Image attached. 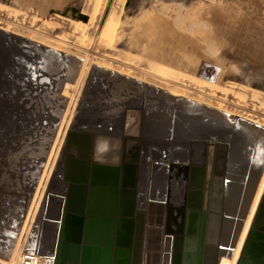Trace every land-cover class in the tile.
I'll return each instance as SVG.
<instances>
[{
  "label": "rangeland",
  "instance_id": "rangeland-1",
  "mask_svg": "<svg viewBox=\"0 0 264 264\" xmlns=\"http://www.w3.org/2000/svg\"><path fill=\"white\" fill-rule=\"evenodd\" d=\"M93 1L0 0V174L8 167L10 141L33 133L41 141L44 139L40 144L43 143L45 153V147L50 145L47 139L51 143L54 134L59 136L49 154L40 187L44 186L41 203L29 227L25 249L41 253L43 264L51 263L56 220L61 212L57 195L62 194V189L57 190L55 185L59 182L64 187L59 166L63 154L65 158L72 155L74 137L79 133L103 134L104 130L107 135L118 136L123 128L120 114L123 109L129 113L140 109L142 155L150 157L149 184L153 197L162 198L166 186L170 189V200L181 197V181L168 183L164 167L153 162H166L159 157L162 151L185 145L186 122L192 123L196 117L192 114L212 119L223 139L232 142L230 153L240 159L242 166L239 184L229 186L228 176L236 173L223 171V187L229 186L227 207L221 208L218 202L215 210L219 231L223 223L222 242L219 238L216 244L217 254L218 248L222 250L218 264H235L264 190L263 180L258 192L264 178V120L172 89L141 74L142 70L150 71L194 88L198 83L215 97L264 114V90L260 88L264 84V0H100L103 11L100 8L90 11ZM111 10L118 12L119 24L116 15L113 20L106 16L104 24H109L103 41L99 37L101 20ZM213 66L216 70L211 76ZM97 68L105 71L99 72ZM200 68L204 72L197 76ZM53 73L62 75L55 81L54 76H48ZM62 87L64 99L55 102L56 94H52L53 98L48 93L58 88L60 98ZM7 92L17 94L14 98ZM9 102L12 106H8ZM56 108L60 116L53 112ZM63 115L64 127L60 121ZM57 119L58 126L53 131ZM174 157L183 159L184 153L179 151ZM166 158L173 159L171 152ZM31 167L21 169L17 183L0 177V189L15 191H0L1 199H11L19 205L15 228L26 213L34 187L31 178L35 179L37 165ZM17 187L21 191H16ZM3 202L0 200V213L5 209ZM153 204L147 202L142 264H169L171 239L162 234L163 217L161 220L150 217ZM21 257L13 256L16 260Z\"/></svg>",
  "mask_w": 264,
  "mask_h": 264
},
{
  "label": "flooded vegetation",
  "instance_id": "flooded-vegetation-1",
  "mask_svg": "<svg viewBox=\"0 0 264 264\" xmlns=\"http://www.w3.org/2000/svg\"><path fill=\"white\" fill-rule=\"evenodd\" d=\"M120 114L123 128L118 136L105 135L102 138H87L88 147H85L86 139L80 137L81 140L78 139L76 143L77 150H74L73 147L70 159L72 161L73 176L76 180L74 183L76 185V201L81 200L82 189H84L82 201L85 203L88 197L91 204L97 205L99 214L95 216L100 219L109 218V213L107 214L106 210L110 209L111 206L114 207L113 217H122L121 210H126L129 204L133 207L134 217L136 211L143 206L146 219L147 202L150 201L154 203L150 217L156 220H161V216L163 217L162 234H170L165 233V229L171 231V233H176L182 227L180 219L181 217L184 218L185 215L186 223L190 220L195 221L194 225L197 233H200L201 223L204 220L203 231L205 234L208 216L211 214L216 215L215 208H217L220 193L219 181L224 178L223 171L230 170L236 173L234 176H228L231 178L229 186L239 184L238 174L242 166H239L240 159L235 158L230 153L232 142L223 139L221 130L212 119L199 117L196 113H194L196 115L192 114L193 117H196L194 122H186L185 145L183 147L174 146L171 147L172 150L167 148L162 151L159 157L166 162L161 163L160 160L153 162L160 165V167H164L168 183H180L181 181V186H179L181 197L177 201L170 200V189L169 186H166L163 197L156 198L152 196L154 194L149 184L150 157H143L142 155L143 126L141 127L139 149L137 153H134L132 143H128L127 133H131L134 129L136 114L126 112L124 109ZM186 116L189 117L190 114L186 113ZM109 137L119 138L120 140L118 156H112V151L108 150L111 143ZM105 140L108 142V152L105 151ZM100 147H103L105 153L103 156ZM179 151L184 153V157L175 160L176 157L174 156H177ZM168 152H171L173 159L166 158ZM64 160L65 156L63 154L59 166L61 177ZM170 162L177 163V166H169ZM84 168H86V171H84ZM63 186L62 194L66 188V182ZM229 186L224 187L222 205L225 210L227 207L226 191ZM157 193L158 191H156ZM62 194L57 195L61 201L63 199ZM83 216H85V210ZM165 237L171 239L172 236L170 234Z\"/></svg>",
  "mask_w": 264,
  "mask_h": 264
},
{
  "label": "water",
  "instance_id": "water-1",
  "mask_svg": "<svg viewBox=\"0 0 264 264\" xmlns=\"http://www.w3.org/2000/svg\"><path fill=\"white\" fill-rule=\"evenodd\" d=\"M58 56L61 57L59 53ZM63 57L69 58L67 55ZM211 69V76H213L216 68L213 66ZM96 70L99 72L105 71L101 68ZM71 80L72 77L69 78V81ZM260 88L264 90V84ZM134 113L136 114L135 126L131 133H127V139L128 143H132L134 153H137L140 144L143 112L140 109H134ZM86 135L88 138L91 137L89 134ZM104 136V134L98 133L93 137L102 138ZM109 139L111 143L108 150L112 151V156H118L119 138L109 137ZM85 143V147H88L87 140ZM100 150L103 156L105 154L103 147H100ZM169 166L176 167L177 163L170 162ZM84 171H86V168H84ZM61 178L66 182V188L61 201L54 254L50 264H142L144 207L139 208L134 217L133 207L129 204L126 210H121L122 217L114 218V207L111 206L110 209L106 210L107 214L109 213V218H97L95 216L99 214L97 205L91 204L88 197L85 203L82 201L84 189H82L81 200L76 201L75 199L76 185L74 183L76 180L73 176L70 157L64 160ZM84 210L85 216H83ZM180 220L182 227H179L180 229L176 233L164 230L165 233H170L172 236L169 264H205L207 249L211 248V257L217 254V241H206L207 231L205 234L203 231L204 220L201 223L200 233H197L194 220L186 223V215L184 218L181 217ZM206 230H208L207 227ZM0 257L6 258V255L0 253ZM235 264H264V190Z\"/></svg>",
  "mask_w": 264,
  "mask_h": 264
},
{
  "label": "crops",
  "instance_id": "crops-1",
  "mask_svg": "<svg viewBox=\"0 0 264 264\" xmlns=\"http://www.w3.org/2000/svg\"><path fill=\"white\" fill-rule=\"evenodd\" d=\"M60 75H62V74L59 73L57 75V74L53 73V74L48 75V76H49V78H50V76H54L55 77L54 80L57 81L58 76H60ZM25 93H23V94H25ZM16 94H17L16 92H7V95H13L14 98H15ZM52 94H53V96H55V94H56V99H54L55 102H60L59 100L62 101L64 99L63 87L61 88V92H60L61 97L60 98L58 97L59 96L58 95V88H56L53 93H50V94L48 93V95H51V97H53ZM50 102L53 104V101L47 100L48 104ZM60 105L62 106L61 103H60ZM8 106H12V104H10V102H9ZM25 107H26V104L24 105V108ZM53 112L57 116L61 115L58 108L54 109ZM62 112H63V110H62ZM13 114H15V113L13 112ZM60 121L64 127V115L62 116ZM58 122H59V119H57V123L55 124V126H54L55 129L53 131L56 130V126H58ZM23 124L25 125V123H23ZM88 125H90V124H88ZM34 127H36V126H34ZM21 129H24V127L22 126ZM32 129L33 128L31 127L30 130H32ZM24 132H25V129H24ZM11 134H14V132ZM86 134L91 135V137L94 136V134H92L90 132L86 133ZM86 134L85 135L83 134L82 136L76 135L74 137L73 143L76 144L78 139L81 140L80 137H84V139L87 140L88 137ZM103 134L107 135L109 133H107L106 130H104ZM116 136H117V134H116ZM50 137H51V135H50ZM57 137L59 138V136H57V134H56V136L54 134V137H53L54 140L51 139V143H50V139L49 138L47 139L50 145L45 147V153L42 151L43 143L40 144L41 138L39 139V137H36L35 135L33 136V133H31L30 136L27 135L25 137H21L18 140L15 139L14 141H10L11 143L9 144V147L7 150L8 167L6 169L2 170L3 172H1V174H0L1 178H4V179L7 178L8 180H10V181L13 180V181H15V183H17L19 181V179L21 178L20 172H21V169L23 167H27L30 169L32 168L31 167L32 165H33V167H36V165H37V167L35 169V179L31 178V183L33 181H35V182H34V187H32V190H31L29 202L27 203L28 207H27L26 213L25 212H24L25 214L23 213L20 224L17 226V228H15V226L17 225L15 223H17V220H18L17 215H18V213H20V211L18 210L19 205H17V202H12L11 199H3V198L1 199L0 198V200H4V202L1 203V205L2 206L5 205V207H4L5 209H1V213H0V253L6 255V258L0 257V261H3L5 263H9L10 261H5V259H7L9 257H13V256H19V255L23 256L24 251H26V249H25L26 240H27L26 236L28 233V228L26 226V219L28 220L27 223H29V227H30L31 222L33 220V217H35V215L38 212V207H39L40 201H41L40 198L42 199V194H41L42 189H40L41 181L45 176L48 158H50L49 154H50L52 146L58 140ZM43 140L44 139H42V141ZM26 147H28V149H26ZM29 147H32L33 149L29 148ZM75 149L77 150L76 146L74 147V150ZM39 152H43V153L38 154ZM43 163H44V165H43ZM57 184H59V187ZM57 184L55 185V188L57 190L62 189V187H61L62 183L60 184L59 182H57ZM22 189H24V187H22ZM0 191H5L8 193L15 192L14 190H4V189H0ZM16 191H21V188L17 187ZM9 205H12V206H9ZM57 221H58V219L56 220V222ZM37 254L41 255V253H38V252H37Z\"/></svg>",
  "mask_w": 264,
  "mask_h": 264
},
{
  "label": "bare ground",
  "instance_id": "bare-ground-1",
  "mask_svg": "<svg viewBox=\"0 0 264 264\" xmlns=\"http://www.w3.org/2000/svg\"><path fill=\"white\" fill-rule=\"evenodd\" d=\"M116 2H117V0H115ZM121 1V0H120ZM115 3V2H114ZM113 2H112V4H114ZM120 3V2H119ZM122 3H124V2H122ZM115 4H118V3H115ZM103 6L104 5H100V0H94L93 1V5H92V8H91V10L90 11H92V9H94V10H97L98 8H100V10L101 11H103L102 9H103ZM113 6H115V5H113ZM112 6V7H113ZM117 7H119V5L117 6ZM116 7V8H117ZM115 8V7H114ZM121 8H122V6H121ZM111 9V8H110ZM109 9V10H110ZM117 10V9H116ZM116 10H111V11H108L106 14H105V16L103 17V19L101 20V25H100V29H99V37L104 41L105 40V38L107 37V32H108V22H105L106 23V25L104 24V20L106 19V16H108V15H110V17H109V19H111L112 18V20L114 19V15H116V17H115V19L117 20V23L119 24V20H120V18H119V14H118V12H116V13H113L112 11H116ZM119 10V9H118ZM14 12H16L15 11V9H14V11H13V13ZM12 13V14H13ZM120 13H121V11H120ZM10 14H11V12H10ZM9 14V15H10ZM8 15V14H7ZM121 15V14H120ZM10 17V16H9ZM14 17V16H13ZM7 18V17H6ZM13 21H14V19H13ZM15 25V24H14ZM118 26V25H117ZM24 27V26H23ZM21 28V27H20ZM26 29H28V28H26ZM34 30V29H33ZM32 31V30H31ZM34 31H36V30H34ZM40 32V31H39ZM42 33V32H41ZM34 35L35 34H38V31H37V33H33ZM39 35H41V34H39ZM43 35V34H42ZM48 36V35H47ZM56 38V37H55ZM58 38V37H57ZM116 38V35L112 38V42L114 41V39ZM52 39V38H51ZM53 39H54V37H53ZM59 39V38H58ZM102 40H99V42L100 41H102ZM60 41H62V40H60ZM65 44V43H64ZM64 44H63V46H64ZM100 44V43H99ZM68 46V45H67ZM73 47V46H72ZM75 49V48H74ZM78 50V49H77ZM84 51H86V50H84ZM83 51V52H84ZM82 52V51H81ZM87 52V51H86ZM44 53H47V51H44ZM40 54V53H39ZM87 54H89L88 52H87ZM101 54V53H100ZM93 55H95V53H93ZM103 55V54H102ZM101 55V56H102ZM98 56H100V55H98ZM98 56H97V58H98ZM104 56H106V55H103V57ZM108 57V56H107ZM106 57V58H107ZM101 59V58H100ZM103 59H105V58H103ZM108 59V58H107ZM110 59V58H109ZM108 59V60H109ZM115 60V59H114ZM114 60H113V62H114ZM105 61V60H104ZM116 62H117V60H115ZM112 62V61H111ZM111 62H110V64H111ZM108 63H109V61H108ZM115 63V62H114ZM69 64H71L70 62H69ZM119 65H121L120 63L118 64V66ZM71 66V68L72 69H74L73 68V66L72 65H69V67ZM209 67V66H208ZM122 68H123V66H122ZM75 71H77L76 69H74ZM129 70V69H128ZM135 70V69H134ZM132 71V70H131ZM135 71H137V69L135 70ZM134 71V72H135ZM138 71H139V69H138ZM143 71V73L142 72H140V73H142L141 75L142 76H144V77H146V78H148V79H150V80H152V81H155V82H158V83H160V84H164V85H167V86H170L172 89H176V90H178V91H182V92H184V93H188V94H192V95H196V96H198V97H201V98H204V99H207V100H210V101H214V102H216V103H219V104H223V105H226V106H228L229 108H232V109H234V110H236V111H238V112H241V113H245V114H248V115H250V116H252V117H254V118H256V119H260V120H264V114L263 113H261V112H258V111H255V110H253V109H251V108H249L248 106H246V105H243V104H238V103H234V102H232V101H229V100H226V99H223V98H219V97H215L213 94H210V93H207V92H205L204 91V89H205V86H203V85H201V84H198V83H196L195 84V86L197 87V88H199V89H197V88H194V87H190V86H187V85H185V84H183V83H180V81L178 82L177 80H175V79H173V78H171V77H163V76H160V75H158V74H156V73H153V72H150V71H145V70H142ZM201 71H203L204 72V68H200V70L198 71V73H197V76H201ZM139 73V74H140ZM212 72H210L209 74H211ZM202 89V90H201ZM143 112V111H142ZM133 113H134V111H133ZM142 115H143V113H142ZM237 120L238 119H235V122L234 123H236L237 124ZM233 123V124H234ZM141 127H142V125H141ZM142 129V128H141ZM78 135H80V134H78ZM85 135V134H84ZM80 136H82V135H80ZM140 137H141V133H140ZM73 144V147H75L76 146V144L75 143H72ZM77 147V146H76ZM208 175V174H207ZM263 180H264V178L262 179V183H261V185H260V187H259V191L258 192H260V189H261V187H262V185H263ZM65 182V181H64ZM233 186V185H232ZM44 187V186H43ZM43 187H42V189H43ZM233 188V187H232ZM231 188V189H232ZM219 190H220V193H219V202H220V205H221V208H223V205H222V203H223V201H222V199H223V193H224V187H223V180L222 179H220V185H219ZM258 195V194H257ZM257 195H256V197H255V199H254V202H253V205H252V207H251V209H250V213H249V216H248V218H247V220H246V222H247V224H248V222L250 221V218H251V214H252V212H253V209H254V203H255V201H256V199H257ZM40 200H41V198H40ZM41 203V202H40ZM247 216V215H246ZM29 218V217H28ZM32 218V217H31ZM144 220H145V215H144ZM167 221V220H166ZM28 222V220L26 219V226H27V228H28V231H29V223H27ZM30 222V221H29ZM58 222V221H57ZM32 223V222H31ZM57 225H58V223H57ZM57 225H56V227H57ZM207 226V228H208V230H207V236H206V238H207V242L209 241V242H218V240H219V238H220V243L222 242V232H223V223H222V227H221V230L219 231H217V217H216V215H214V214H211L210 216H208V219H207V224H206ZM56 227H55V229H56ZM249 228V227H248ZM248 230V229H247ZM246 233H247V231H246ZM246 235V234H245ZM244 238H245V236H244ZM243 241H244V239H243ZM243 241H242V243H243ZM217 242H216V244H217ZM142 245H143V242H142ZM242 245V244H241ZM143 247V246H142ZM224 248L223 249H227V248H225V246H223ZM217 248V247H216ZM230 248V247H229ZM240 248H241V246H240ZM219 250H221V247L220 248H218V254H216L214 257H211V248H209V249H207V256H206V259H205V264H218V260H219ZM222 251V250H221ZM239 251H240V249H239ZM227 252H229V251H227ZM231 253V251L229 252V254ZM24 254H26V255H28V254H35L37 257H38V261L35 263V264H43L42 263V260H41V258H40V256L37 254V252H34V251H28V250H26V251H24ZM23 254V255H24ZM54 254V253H53ZM238 255H239V252H238ZM238 255H237V257H238ZM53 257V256H52ZM167 259V258H166ZM229 259H226L225 261H228ZM236 260H237V258H236ZM5 261H10L9 263H5V262H3V261H0V264H23V262H21V260H16L15 258H13V257H9V258H7V259H5ZM165 261V260H164ZM12 262V263H11ZM167 262V261H166ZM169 263V262H168ZM235 263H236V261H235ZM164 264V263H163Z\"/></svg>",
  "mask_w": 264,
  "mask_h": 264
},
{
  "label": "built area",
  "instance_id": "built-area-1",
  "mask_svg": "<svg viewBox=\"0 0 264 264\" xmlns=\"http://www.w3.org/2000/svg\"><path fill=\"white\" fill-rule=\"evenodd\" d=\"M38 261V257L35 254H24L21 257V262H23V264H35Z\"/></svg>",
  "mask_w": 264,
  "mask_h": 264
},
{
  "label": "clouds",
  "instance_id": "clouds-1",
  "mask_svg": "<svg viewBox=\"0 0 264 264\" xmlns=\"http://www.w3.org/2000/svg\"><path fill=\"white\" fill-rule=\"evenodd\" d=\"M104 146H105V151H107V149H108V142H107V140L104 141Z\"/></svg>",
  "mask_w": 264,
  "mask_h": 264
}]
</instances>
